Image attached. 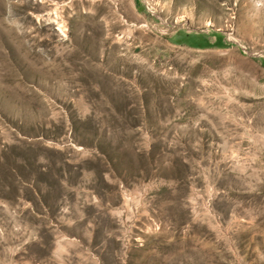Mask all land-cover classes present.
Here are the masks:
<instances>
[{"label": "rangeland", "instance_id": "1", "mask_svg": "<svg viewBox=\"0 0 264 264\" xmlns=\"http://www.w3.org/2000/svg\"><path fill=\"white\" fill-rule=\"evenodd\" d=\"M0 264H264V0H0Z\"/></svg>", "mask_w": 264, "mask_h": 264}]
</instances>
